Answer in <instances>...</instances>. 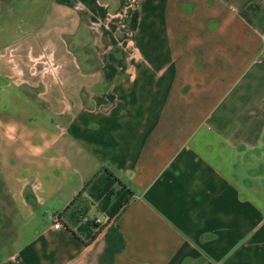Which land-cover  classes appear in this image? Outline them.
I'll use <instances>...</instances> for the list:
<instances>
[{
  "label": "crops",
  "instance_id": "crops-1",
  "mask_svg": "<svg viewBox=\"0 0 264 264\" xmlns=\"http://www.w3.org/2000/svg\"><path fill=\"white\" fill-rule=\"evenodd\" d=\"M0 264H264V0H0Z\"/></svg>",
  "mask_w": 264,
  "mask_h": 264
},
{
  "label": "trees",
  "instance_id": "trees-1",
  "mask_svg": "<svg viewBox=\"0 0 264 264\" xmlns=\"http://www.w3.org/2000/svg\"><path fill=\"white\" fill-rule=\"evenodd\" d=\"M137 20L135 9L130 17V26L134 27ZM116 186V187H115ZM89 189L97 200V208L104 212L106 219L100 222L96 217L82 219L87 209H79L76 201L83 192ZM133 189L124 183L106 165H102L94 175L85 183L82 190L64 208L65 225L68 226L84 243H90L100 230L107 224L110 218L133 197ZM75 204V207H74ZM81 210V211H80Z\"/></svg>",
  "mask_w": 264,
  "mask_h": 264
},
{
  "label": "rangeland",
  "instance_id": "rangeland-1",
  "mask_svg": "<svg viewBox=\"0 0 264 264\" xmlns=\"http://www.w3.org/2000/svg\"><path fill=\"white\" fill-rule=\"evenodd\" d=\"M34 59H36L35 57L32 58V67L33 69H37V70H54L56 67V62L55 61H48V62H38L40 60H36L34 61ZM116 187V186H115ZM76 203L78 205H76L79 209L84 210L87 209L89 210L91 205H94L95 207H97V200L95 199V197L91 194V191H89V189H87L86 191H84V193L82 194V196L76 201ZM75 207V204H74ZM80 210V211H81ZM89 215H92L91 213Z\"/></svg>",
  "mask_w": 264,
  "mask_h": 264
},
{
  "label": "built area",
  "instance_id": "built-area-1",
  "mask_svg": "<svg viewBox=\"0 0 264 264\" xmlns=\"http://www.w3.org/2000/svg\"><path fill=\"white\" fill-rule=\"evenodd\" d=\"M38 60H40V62H48V61L50 62L51 61V58L48 57V56H43V57H39ZM54 218H55V221L53 223L54 227L61 226L62 223L60 221V218L57 215H55Z\"/></svg>",
  "mask_w": 264,
  "mask_h": 264
}]
</instances>
